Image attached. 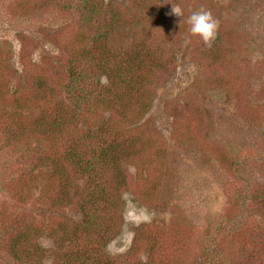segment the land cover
Wrapping results in <instances>:
<instances>
[{"label": "rangeland", "instance_id": "obj_1", "mask_svg": "<svg viewBox=\"0 0 264 264\" xmlns=\"http://www.w3.org/2000/svg\"><path fill=\"white\" fill-rule=\"evenodd\" d=\"M97 2L0 0V264H264V0ZM73 150L108 151L96 181Z\"/></svg>", "mask_w": 264, "mask_h": 264}, {"label": "trees", "instance_id": "obj_2", "mask_svg": "<svg viewBox=\"0 0 264 264\" xmlns=\"http://www.w3.org/2000/svg\"><path fill=\"white\" fill-rule=\"evenodd\" d=\"M83 6H81L80 8L78 7V10L76 9V11H78V13H80L81 15H84L85 19L88 21H91L93 23H96L98 21L99 16L102 13L101 7H99V2H97V0H82L81 3ZM103 21L102 25H105L106 23L104 22V20H100ZM112 25V21L111 24ZM107 28H111V26H108ZM107 30L104 31L103 33V37L107 34ZM103 53V56H99L98 54H95L98 57V62H97V66H104L103 69L107 68V67H113V65H111V61L112 59H114V57H111L110 53L108 54L107 51L105 50L104 52H100ZM121 65L118 66V70L115 71V73H113L115 75V79L113 81V84H117L116 86H119L120 84L124 83L127 77L132 70L131 67V62H129L128 60L125 59H121L120 60ZM115 64V63H114ZM81 64H77V63H73L70 65L69 72H70V88L71 90L77 94V95H81L84 93H89V90L87 88V85L89 84L87 79V75L83 74V72L87 71L88 69L85 68L83 70L84 66H80ZM114 70V69H113ZM83 71V72H82ZM98 81V80H97ZM130 80L127 81V83H129ZM126 83V84H127ZM62 125V124H61ZM122 136L124 135L123 133H121ZM90 135V134H89ZM116 137L113 139L115 140ZM117 139L119 141H122V137H117ZM76 146V144H75ZM108 151L104 150V151H94L93 155L91 154H86L88 156L87 162H85L84 160V154H80L78 151L73 150L68 154V157H66V159H70L72 162H74L78 168H79V172L82 174H89L92 177V180H97L98 178V171L96 169H90V167H101V161H103L104 157L107 155ZM103 158V159H102ZM91 162H90V161ZM95 161H98V163H95ZM121 168V167H120ZM91 180V181H92ZM100 196L102 195H90V198H93L90 202H88L87 204L92 205L95 210H94V214L97 213L98 211H102L104 208H98V206L96 205V203L98 202V200L100 199ZM103 201H108V203H110V199L108 200V198H104L103 196L101 197ZM91 209H89L87 216L90 217V212ZM100 220V219H99ZM82 251H77L73 254H71V258L69 259V261L67 262V264H77V256H82ZM95 253H90L88 252V256L87 258L81 260L80 264H110L108 263L107 260L103 259L102 256L100 255V253H97V261H95ZM74 255H77L76 257H73Z\"/></svg>", "mask_w": 264, "mask_h": 264}, {"label": "clouds", "instance_id": "obj_3", "mask_svg": "<svg viewBox=\"0 0 264 264\" xmlns=\"http://www.w3.org/2000/svg\"><path fill=\"white\" fill-rule=\"evenodd\" d=\"M173 13L180 15L173 7ZM189 25L188 33L192 37H199L205 47H211L217 38L219 22L214 18L210 11L201 9L192 12L187 18ZM188 41H185L187 43Z\"/></svg>", "mask_w": 264, "mask_h": 264}]
</instances>
